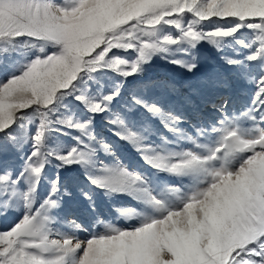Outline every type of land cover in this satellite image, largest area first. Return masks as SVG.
<instances>
[{
  "label": "snow or ice",
  "instance_id": "6c2138e0",
  "mask_svg": "<svg viewBox=\"0 0 264 264\" xmlns=\"http://www.w3.org/2000/svg\"><path fill=\"white\" fill-rule=\"evenodd\" d=\"M10 153L0 264H264V0H0Z\"/></svg>",
  "mask_w": 264,
  "mask_h": 264
},
{
  "label": "rangeland",
  "instance_id": "374dc122",
  "mask_svg": "<svg viewBox=\"0 0 264 264\" xmlns=\"http://www.w3.org/2000/svg\"><path fill=\"white\" fill-rule=\"evenodd\" d=\"M201 62L202 67L200 72H207L212 69L216 62V52L215 50L208 44L202 45L201 49ZM149 75L158 76V77H166V78H180V70L173 69L170 65H165L163 61L157 60L152 68L149 69ZM251 85L248 84H235L233 88L226 93L230 97V108H240L242 105L247 103L248 96L251 93ZM13 154H8V156L0 155V159H8L9 161L13 160ZM123 203H127L126 200L122 201ZM109 205L103 201H101V209L105 212V215H108ZM13 213H9L8 217L0 216V228L6 226L11 222L13 217ZM121 223H125L121 221Z\"/></svg>",
  "mask_w": 264,
  "mask_h": 264
}]
</instances>
